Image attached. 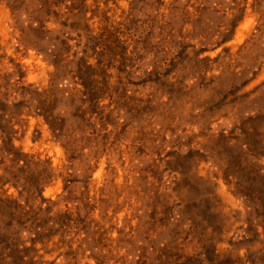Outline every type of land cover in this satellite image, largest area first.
<instances>
[{"label":"rangeland","instance_id":"1","mask_svg":"<svg viewBox=\"0 0 264 264\" xmlns=\"http://www.w3.org/2000/svg\"><path fill=\"white\" fill-rule=\"evenodd\" d=\"M6 98L39 264H264V0H0Z\"/></svg>","mask_w":264,"mask_h":264},{"label":"trees","instance_id":"2","mask_svg":"<svg viewBox=\"0 0 264 264\" xmlns=\"http://www.w3.org/2000/svg\"><path fill=\"white\" fill-rule=\"evenodd\" d=\"M110 35L113 36V33L110 32ZM54 65L57 69L60 64L54 62ZM21 108L20 100L9 102L8 98L0 99V168L3 172L0 175V264H39L34 254H28L35 243L34 238L29 236L23 239V233H40L32 224H28L36 209L32 200L35 196L43 199L41 192L54 176L53 168L46 160L13 151L10 119H5V116L8 109L12 110L10 113L19 115L21 112L16 111ZM49 127L58 129L52 113H49ZM6 183L17 190V197L3 188ZM22 196L24 203L20 201ZM28 240L32 241L29 247L25 245Z\"/></svg>","mask_w":264,"mask_h":264}]
</instances>
